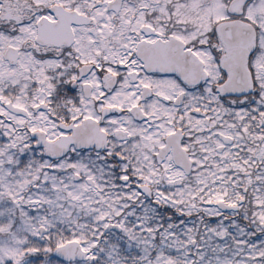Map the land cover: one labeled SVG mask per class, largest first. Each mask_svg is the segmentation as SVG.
<instances>
[{
	"label": "snow or ice",
	"instance_id": "6c2138e0",
	"mask_svg": "<svg viewBox=\"0 0 264 264\" xmlns=\"http://www.w3.org/2000/svg\"><path fill=\"white\" fill-rule=\"evenodd\" d=\"M0 264H264V0H0Z\"/></svg>",
	"mask_w": 264,
	"mask_h": 264
}]
</instances>
